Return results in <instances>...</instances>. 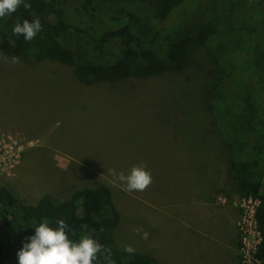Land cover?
Masks as SVG:
<instances>
[{"label":"rangeland","instance_id":"rangeland-1","mask_svg":"<svg viewBox=\"0 0 264 264\" xmlns=\"http://www.w3.org/2000/svg\"><path fill=\"white\" fill-rule=\"evenodd\" d=\"M65 10L71 20L74 13ZM214 70L205 47L182 72L112 83H81L71 68L48 58L0 60V184L31 204L45 194L62 201L76 188L107 180L119 210L110 231L119 249L130 244L159 264L207 263L199 255L213 246L196 244L197 225H210L212 236L218 228L205 218L202 199L221 185L236 189L224 175L227 133L205 94ZM140 163L152 174L145 191L113 182L109 169L128 174Z\"/></svg>","mask_w":264,"mask_h":264},{"label":"trees","instance_id":"trees-1","mask_svg":"<svg viewBox=\"0 0 264 264\" xmlns=\"http://www.w3.org/2000/svg\"><path fill=\"white\" fill-rule=\"evenodd\" d=\"M26 2L31 4L30 10L21 4L14 13L0 18V53L55 60L71 68L84 84L179 73L192 65L199 48L207 49L216 71L215 82L205 94L227 133L230 173L224 175L236 182L241 197L259 200L255 219L263 242L256 257L264 264V0ZM67 7L74 13L71 20ZM30 11L39 16L42 30L26 41L12 29L24 19L33 20ZM96 11L101 12V19L94 21ZM97 21H106L102 29ZM111 186L104 180L76 188L62 201L45 194L27 204L0 184V264H18V250L45 218L52 227L56 220L64 219L73 240L90 234L110 246L115 264H159L150 255L129 254L114 243L110 231L119 222V210ZM101 226L103 232H99ZM238 259L237 254L236 264Z\"/></svg>","mask_w":264,"mask_h":264},{"label":"clouds","instance_id":"clouds-1","mask_svg":"<svg viewBox=\"0 0 264 264\" xmlns=\"http://www.w3.org/2000/svg\"><path fill=\"white\" fill-rule=\"evenodd\" d=\"M21 4L24 9H31V4L26 0H0V18L11 15ZM29 14L34 16L33 20L24 19L22 23L17 22L12 29L14 35H22L26 41L33 40L42 30L39 16L31 11ZM0 60L11 64L20 62L18 56L9 57L3 53H0ZM109 173L114 178V183H124L129 192L145 191L152 183L151 171L144 163L133 165L128 174L117 172L115 169H109ZM55 224V227L50 226V221L45 218L35 226V233L26 238V242L17 252L18 264H115L110 246L101 244L90 234L73 240L69 236V225L64 219L56 220ZM103 231L101 226L99 232ZM140 231L141 229H136L138 234ZM148 237L149 233L143 232L142 238L147 240ZM124 251L134 254L136 249L128 244L124 246ZM100 257H103L102 262Z\"/></svg>","mask_w":264,"mask_h":264},{"label":"crops","instance_id":"crops-1","mask_svg":"<svg viewBox=\"0 0 264 264\" xmlns=\"http://www.w3.org/2000/svg\"><path fill=\"white\" fill-rule=\"evenodd\" d=\"M101 177L103 176L101 175ZM103 181H99L98 184L102 183ZM93 183L97 182L95 181L92 182V184ZM216 189L217 188L211 192L209 197L206 196L204 199H202L206 201V210L209 209V211H206L205 213V208L202 207V209L205 218L212 221V224L218 228V232L215 236H212L215 233L212 231V227L210 225L208 228L197 225L198 228H201L202 233H200L201 238L196 241V244L204 248V244L206 241H208L210 246H213V248L209 251L205 250L206 248L204 251L202 250L199 255V259L203 263L207 259L208 261L205 264H236V248L238 240L235 222L239 216V209L236 200L238 197H240V194H238L236 189L235 191H228L222 186H220L218 190ZM225 197L228 199V202L226 201ZM216 198H221V203L217 202ZM191 225L195 226L193 223H191ZM196 233L198 234L199 232ZM192 236L193 239H195V235L193 234Z\"/></svg>","mask_w":264,"mask_h":264},{"label":"built area","instance_id":"built-area-1","mask_svg":"<svg viewBox=\"0 0 264 264\" xmlns=\"http://www.w3.org/2000/svg\"><path fill=\"white\" fill-rule=\"evenodd\" d=\"M259 200L254 197H241L238 207L241 214L236 222L239 246L237 247L239 264H259L257 250L263 242V236L257 229L255 208Z\"/></svg>","mask_w":264,"mask_h":264}]
</instances>
